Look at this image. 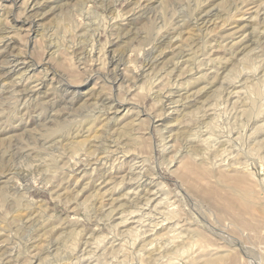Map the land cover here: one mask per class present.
I'll return each mask as SVG.
<instances>
[{
    "label": "rangeland",
    "instance_id": "obj_1",
    "mask_svg": "<svg viewBox=\"0 0 264 264\" xmlns=\"http://www.w3.org/2000/svg\"><path fill=\"white\" fill-rule=\"evenodd\" d=\"M24 1L0 264H264V0Z\"/></svg>",
    "mask_w": 264,
    "mask_h": 264
},
{
    "label": "bare ground",
    "instance_id": "obj_2",
    "mask_svg": "<svg viewBox=\"0 0 264 264\" xmlns=\"http://www.w3.org/2000/svg\"><path fill=\"white\" fill-rule=\"evenodd\" d=\"M28 1H30V0H25L24 3L26 2V4H27ZM36 1H37V0H36ZM36 1H35V2H36ZM39 1H41V0H39ZM35 2L33 1V4H34ZM82 2H83V0H82ZM30 3H31V1H30ZM37 3H38V2H37ZM33 4H32V5H33ZM80 4H81V3H80ZM140 4H141V3H140ZM32 5H30V6L32 7ZM41 5H42V4H41ZM36 6H37V5H36ZM28 7H29V6H28ZM21 8H22V7H21ZM129 9H130V8H129ZM138 9H139V8H138ZM130 12H131V11H130ZM137 15H138V14H137ZM133 16H134V15H133ZM138 16H139V15H138ZM206 17H207V16H206ZM120 18H121V17H120ZM130 19H132V18H130ZM179 21H180V20H179ZM123 22H124V21H123ZM208 22H209V21H208ZM127 23H128V22H127ZM66 24H67V23H66ZM83 24H84V23H83ZM128 24H129V23H128ZM113 26H114V24H113ZM117 26H118V25H117ZM111 27H112V26H111ZM134 28H135V27H134ZM110 29H111V28H110ZM122 29H124V28H123V27H120V28H119V30H122ZM13 30H14V29H13ZM119 30H118V31H119ZM112 31H113V30H112ZM249 31H250V30H249ZM263 31H264V30H263ZM0 33H1V32H0ZM6 33H7V32H6ZM117 35H118V34H117ZM119 35H120V34H119ZM249 35H250V34H249ZM177 36H178V35H177ZM1 37H3V36L1 35ZM1 37H0V39H1ZM5 37L9 38L10 36H9V35H8V36H7V35H4V37H3L1 40H4ZM175 38H176V37H175ZM5 39H6V38H5ZM164 39H165V38H164ZM90 40H91V39H90ZM88 41H89V40H88ZM229 43H230V42H229ZM4 44H6V42H5ZM210 45H211V44H210ZM225 45H226V44H225ZM2 47H3V46H2ZM4 47H5V45H4ZM74 47H75V45H74ZM225 47H226V46H225ZM66 50H67V49H66ZM154 50H155V49H154ZM229 50H230V49H229ZM4 51H5V50H4ZM184 51H185V50H184ZM75 52H76V50H75V51H72L73 55L75 54ZM78 52H79V51H78ZM80 52H81V51H80ZM83 52H84V51H82L81 54H82ZM148 52H149V51H148ZM26 53H27V52H26ZM76 53H77V52H76ZM153 53H154V52H153ZM20 54H21V53H20ZM52 54H53V52H52ZM158 54H159V53H158ZM114 55H115V54H114ZM207 55H208V54H207ZM78 56L80 57V55H78ZM78 56H77V57H78ZM149 56H150V55H149ZM153 56H154V55H153ZM19 60H20V59H19ZM78 60H79V58H78ZM83 60H84V59H83ZM157 60H158V59H157ZM81 61H82V60H81ZM195 61H196V59H195ZM24 62H25V61H24ZM24 62H22V63H24ZM190 62H191V61H190ZM113 63H114V62H113ZM226 63H227V62H226ZM16 64H17V63H16ZM46 64H47V63H46ZM13 65H15V64H13ZM171 65H172V64H171ZM190 65H191V64H190ZM3 66H4V65H3ZM6 66H8V65H6ZM17 67H18V66H17ZM30 68H31V67H30ZM198 71H199V70H198ZM9 73H10V72H9ZM22 73H23V72H22ZM196 75H197V74H196ZM200 75H201V74H200ZM1 76H2V75H1ZM1 76H0V77H1ZM20 76H21V75H20ZM207 76H208V75H207ZM207 76H206V77H207ZM60 77H61V76H60ZM203 77H204V76H203ZM44 78H45V77H44ZM14 80H15V79H14ZM192 80H193V79H192ZM208 80H209V78H208ZM189 83H190V82H189ZM208 83H209V82H208ZM13 84H14V83H13ZM10 88H11V87H10ZM30 89H31V87H30ZM0 92H1V91H0ZM14 92H15V91H14ZM12 93H13V92H12ZM8 94H9V93H8ZM13 94H14V93H13ZM31 94H32V93H31ZM0 95H1V94H0ZM10 95H11V94H10ZM14 95H15V94H14ZM36 95H37V94H36ZM257 96H258V95H257ZM24 98H25V97H24ZM27 98H28V97H27ZM258 99H259V98H258ZM256 100H257V99H256ZM33 102H34V101H33ZM97 102H98V101H97ZM39 104H40V103H39ZM91 106H93V105H91ZM59 108H60V107H59ZM42 109H43V108H42ZM57 111H58V110H57ZM3 114H4V113H3ZM6 121H7V120H6ZM133 123H134V122H133ZM133 123H132V124H133ZM90 124H91V123H90ZM183 128H184V127H183ZM50 130H51V129H50ZM48 135H49V134H48ZM61 136H62V135H61ZM47 137H48V136H47ZM45 139H46V138H45ZM204 139H205V138H204ZM44 141H45V140H44ZM44 141H43V142H44ZM51 144H52V143H51ZM89 144H90V143H89ZM190 144H191V143H190ZM48 145H49V144H48ZM105 145H106V144H105ZM195 146H196V145H195ZM89 147H90V146H89ZM217 149H218V148H217ZM221 149H222V148H221ZM222 151H223V150H222ZM221 153H222V152H221ZM213 154H214V153H213ZM210 155H211V154H210ZM216 156H217V155H216ZM51 159H52V158H51ZM2 167H3V166H2ZM9 178H10V177H9ZM5 182H6V181H5ZM2 186H3V185H2ZM2 186H1V187H2ZM3 187H4V186H3ZM3 187H2V188H3ZM145 188H146V187H145ZM2 192H3V190H2ZM152 192H153V191H152ZM4 193H5V192H4ZM4 193H3V194H4ZM244 196H246V194H245ZM242 201H243V200H242ZM27 216H28V215H27ZM30 216H31V214H30ZM122 221H123V220H122ZM167 251H168V250H167Z\"/></svg>",
    "mask_w": 264,
    "mask_h": 264
}]
</instances>
